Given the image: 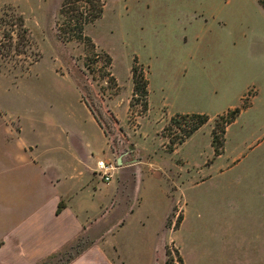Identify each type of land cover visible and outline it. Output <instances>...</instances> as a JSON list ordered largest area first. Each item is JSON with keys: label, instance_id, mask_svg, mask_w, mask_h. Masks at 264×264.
<instances>
[{"label": "crops", "instance_id": "1", "mask_svg": "<svg viewBox=\"0 0 264 264\" xmlns=\"http://www.w3.org/2000/svg\"><path fill=\"white\" fill-rule=\"evenodd\" d=\"M168 59L162 62L178 63L179 79L163 80L162 99L156 104L148 83L149 114H200L212 119L240 108L225 136L239 122L248 133L264 135V66L231 63L223 50L219 62L209 68L198 56ZM245 79L261 83L250 85L248 94H229L232 80ZM58 80L63 84L60 90L34 82L22 95L6 89L9 99L0 98V264H47L82 236L91 239L90 245L68 264H154L161 246L169 242L166 219L174 206L181 218L173 235L186 221L181 195L185 179L189 176L195 186L210 178L201 174L224 160V146L215 156L211 131L202 126L173 150L180 163L136 159L131 149L117 158L113 179L105 184L95 171L96 162L112 154L107 136L73 80L67 75ZM203 84L219 93L205 99ZM199 133L206 136V149L191 147L183 153ZM257 158L264 163V149ZM173 165L178 167L176 180L171 178ZM246 180L233 194L239 210L231 219L247 232L238 236L239 242L233 241V249L226 248L222 264H264V175ZM172 182L177 184L173 191ZM205 264H218L217 257H208Z\"/></svg>", "mask_w": 264, "mask_h": 264}, {"label": "rangeland", "instance_id": "2", "mask_svg": "<svg viewBox=\"0 0 264 264\" xmlns=\"http://www.w3.org/2000/svg\"><path fill=\"white\" fill-rule=\"evenodd\" d=\"M102 1V16L84 32L95 46V52H90L84 43H62L57 39L56 24L62 0H0V98L9 99L6 89L22 95L34 82L45 89L52 85L60 90L63 84L58 79L67 75L92 107L107 136L113 155L105 160L115 161L118 167L117 158L133 149L136 159L168 158L180 163L178 154H172L179 144L173 146L171 142L181 138L187 127L183 121L181 125L171 124L175 115L166 117L155 111L149 114V108L143 111V98L139 93L133 97V60L138 62L137 79L140 82L142 74L148 79L150 99L155 104L162 99L159 86L163 80H177L181 72L178 63H163L162 59L198 56L209 68L219 62L223 50L231 63L263 68L264 9L258 0ZM14 15L22 16L29 31L27 47L16 39L10 43L4 37ZM106 55L112 60L110 68L105 67ZM110 76L115 83L109 81ZM260 83L257 79L232 80L229 94L235 97L241 92L248 94L251 89H246L250 85ZM201 92L205 99L219 93L204 84ZM146 101L148 105V96ZM8 110L16 112L17 109L9 107ZM224 122L222 115L209 118L203 130L212 133L214 129L219 143ZM225 139L224 160L201 174L202 178L211 177L191 186L188 176L181 186L186 221L173 235L181 218V211L174 206L166 219L169 242L161 246L154 264H181L177 246L186 264H205L208 257H217L218 264H222L226 248L233 249V241L239 242L238 236L247 232L232 223V215L239 210L233 194L242 190L246 178L264 175V163L257 158L264 149V135L248 133L239 122L230 127ZM191 147L206 149V136L199 133L192 144L182 149L183 153ZM172 170L171 178L176 180L178 167L173 165ZM173 183H170L172 191L177 186ZM90 242V238L82 236L66 254L46 262L64 264Z\"/></svg>", "mask_w": 264, "mask_h": 264}, {"label": "trees", "instance_id": "3", "mask_svg": "<svg viewBox=\"0 0 264 264\" xmlns=\"http://www.w3.org/2000/svg\"><path fill=\"white\" fill-rule=\"evenodd\" d=\"M261 6L264 8V1H260ZM104 3L102 0H62L60 9H59V18L56 24V37L62 43H71V42H81L84 43L87 49L90 52H95V46L92 43L91 39L85 35V28L88 25L93 24L97 21L103 13ZM9 32L6 33L4 37L9 40L10 43L14 42V39L19 41L24 47L30 45V35L29 31L25 26L24 19L22 16L14 15L9 20ZM17 29V30H16ZM15 36V37H14ZM105 67L110 68L112 65V60L109 55L105 56ZM138 62L136 59L133 60L131 66V76L133 82V97L139 93L140 97L143 98V111H147V96H148V79L144 78L143 74L141 76V81L137 79V68ZM108 74L107 76H109ZM110 82L115 83V79L110 76ZM108 78V79H109ZM83 98V97H82ZM84 100V99H83ZM85 104L89 110L94 115L95 119L101 126L100 122L96 118L92 107L84 100ZM241 109L236 108L234 110L226 112L222 115V118L225 120L224 128L222 129V140L217 142V134L213 129L212 135V147L214 149L215 156L220 155L221 150L224 146L225 141V130L226 127L233 123L236 117L239 115ZM209 120L208 116L200 114H186V115H175L171 118L170 122L173 125H181L180 121L184 122V125L187 127L181 138H178L176 142H171L173 146L181 144L187 139L191 134L197 131ZM102 127V126H101ZM61 205H59L57 213L60 212ZM81 238H77L73 243L65 246L61 251L52 255L50 259L62 254H66L74 245L80 241ZM90 244L86 245L81 251L77 252L75 255L70 257L64 264L70 263L75 257L81 254L85 249L89 247ZM181 264H183L181 258H179Z\"/></svg>", "mask_w": 264, "mask_h": 264}, {"label": "built area", "instance_id": "4", "mask_svg": "<svg viewBox=\"0 0 264 264\" xmlns=\"http://www.w3.org/2000/svg\"><path fill=\"white\" fill-rule=\"evenodd\" d=\"M117 165L115 163V161L110 160H99L96 162V171L95 173L98 174L100 180L105 183V184H109L112 179H113V175L114 172L117 169Z\"/></svg>", "mask_w": 264, "mask_h": 264}]
</instances>
